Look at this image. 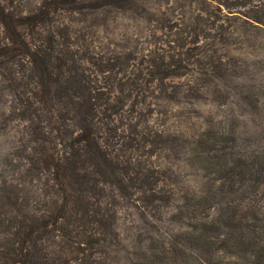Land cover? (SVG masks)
<instances>
[{"label":"rangeland","instance_id":"rangeland-1","mask_svg":"<svg viewBox=\"0 0 264 264\" xmlns=\"http://www.w3.org/2000/svg\"><path fill=\"white\" fill-rule=\"evenodd\" d=\"M2 1L10 9L27 11L42 0ZM81 2L80 11H58L55 19L69 25L70 41L80 45L75 50L81 48L90 58L83 65L90 84L123 100L108 112L112 121L107 125L99 119L97 130L118 155L125 184L122 190L115 182L91 189L93 207L107 224L105 241L96 250H86L91 257L84 258L79 249L80 254L65 250L67 246L58 257L68 264H134L143 249L159 250L160 241L176 246L185 229L172 218L171 208L155 212L141 201L148 193L142 181L148 168L159 170L166 183L198 187L197 164L186 158L193 156L191 142L206 129L227 135L233 129L241 149L264 154V32L255 29L253 20L264 21V0H132L131 5L114 7H103L101 0ZM152 58L164 63L182 59L187 66L182 77L164 81L165 94L159 98L145 72ZM217 61L232 71L227 86L211 78ZM13 77L9 67L0 69V243L21 220L1 193L18 194L26 204L22 212L55 207L59 186L51 179L47 153L61 154L65 149L58 143L72 129L65 116L24 120L19 106L33 98L27 89L31 79ZM153 132L161 135L154 148L148 144ZM261 204L264 211V197ZM77 210L76 224L94 233L98 224L87 218L85 208Z\"/></svg>","mask_w":264,"mask_h":264},{"label":"trees","instance_id":"trees-1","mask_svg":"<svg viewBox=\"0 0 264 264\" xmlns=\"http://www.w3.org/2000/svg\"><path fill=\"white\" fill-rule=\"evenodd\" d=\"M131 1L101 0L103 7L131 5ZM81 3V0H42L34 9L18 11L0 0L3 31L0 69L9 67L14 80L26 75L31 79L27 89L33 95L32 100L20 101L23 119L31 121L43 114L49 120L56 115L59 119L65 116L72 122V129H68V134L63 136L65 139L58 143L65 150L61 154L47 153L51 179L59 186L57 197L53 199L55 207H47L42 212H22L26 204L18 194L1 193L10 209L16 207L21 220L17 228L9 229L5 243H0V264H68L65 257H58L65 253V246L69 248L65 250L72 248L84 258L91 257L86 250H96L105 241L107 226L103 219L100 220L97 207H93L92 196L95 195L91 189L100 183L115 182L122 190L125 184L118 171V155L109 150L107 141L97 130L99 119L101 122L104 119L107 125L112 121L108 112L116 108L115 105H121L123 100L119 95L107 96L108 92L90 84L83 69L84 61L90 58L81 48L79 52L75 50L80 45L70 41L69 25L55 19L58 11H80ZM253 20L258 23L254 25L255 29L264 32V21ZM245 22L250 24L248 20ZM79 37L81 42L85 41L84 34ZM182 61L164 63L162 58L147 61L149 66L145 67V72L160 91L156 98L165 94L166 79L186 74L187 66ZM221 65L222 62H216L217 74H212L211 78L227 86L232 71L225 64ZM104 66L98 63V67ZM118 80L122 81V78ZM254 101L257 109L258 100ZM101 103L103 111H99ZM230 130L227 135L221 129L214 132L206 129L191 142L195 146L193 156L186 160L197 164L198 187L166 183L157 169L148 168L142 174L148 193L142 194L141 201L155 212L171 208L172 218L185 229L180 234L181 242H175L176 246L160 241L159 250L143 249L142 256L136 257L134 264H226L227 258L231 260L227 264H264V211L261 204L264 154L241 149L235 131ZM156 138L161 139V135L153 132L148 142L153 148L158 144ZM79 208H85L87 218L98 224L94 233H87L76 224V220L80 221L77 217ZM55 237L62 240L56 242ZM186 242H191L192 246Z\"/></svg>","mask_w":264,"mask_h":264}]
</instances>
